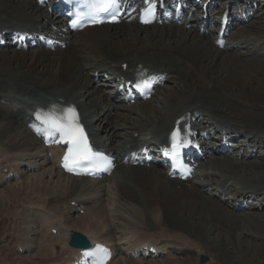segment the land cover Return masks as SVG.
<instances>
[{
	"label": "bare ground",
	"instance_id": "obj_1",
	"mask_svg": "<svg viewBox=\"0 0 264 264\" xmlns=\"http://www.w3.org/2000/svg\"><path fill=\"white\" fill-rule=\"evenodd\" d=\"M217 1L218 6L223 0ZM236 1L223 6L219 14L232 16L244 5ZM43 2L0 0V28L23 27L22 23L28 22L55 32L50 7ZM213 5L214 0H210L212 14L217 7ZM200 15L194 18L203 22L198 29L184 23L143 26L123 21L67 33L65 48L55 51L46 47L0 48V211L11 210V232L18 238L16 244L0 246V264H67L81 250L68 242L73 230L85 233L92 243L111 245L116 257L109 264L116 263L117 256L122 259L119 264H155L145 258L144 246H167L149 231L152 222L155 227L181 228L192 238L191 227L200 224L208 236L218 232L213 236L216 241L225 234L239 236L243 232L240 214L230 209L238 205L218 200L217 190H208L213 186L229 194L234 183L230 173L236 179L243 178L248 189L264 188V177H260L264 169L259 171L255 163L234 172L237 160L233 156L207 157L199 166L203 183L172 178L161 166L121 161L103 180L77 177L58 167V148L53 147L49 155V148L41 147L25 122L29 109L71 104L82 110L93 133L122 160L125 146L140 145L150 140L149 136L163 139L179 117L185 116L184 124L192 121L199 129L208 122L204 121L207 116L228 123L234 130L250 129L248 144L258 152L261 144L255 147L254 141L264 132V99L253 91L241 95L240 88L252 78L254 68V81H259L264 42L242 37L236 30L220 48L216 32L200 30L205 24ZM57 23L64 28L62 19ZM240 48L247 49L249 57L237 53ZM230 65L241 72L232 71ZM151 69L166 72L165 84L174 86L162 97L154 93L146 101L117 100L110 88L116 76ZM242 72L243 81L239 78ZM163 88L167 87H158L155 92ZM239 153L243 158L250 156L246 149ZM220 169L221 173L216 171ZM256 170L257 175L252 174ZM12 172L16 177L8 179ZM17 186L26 192L21 202H27L28 214L13 209L10 196L20 195ZM82 209L83 214L79 212ZM55 227L56 234L52 232Z\"/></svg>",
	"mask_w": 264,
	"mask_h": 264
},
{
	"label": "rangeland",
	"instance_id": "obj_2",
	"mask_svg": "<svg viewBox=\"0 0 264 264\" xmlns=\"http://www.w3.org/2000/svg\"><path fill=\"white\" fill-rule=\"evenodd\" d=\"M262 5H264V0H262ZM257 17L258 18L255 19L253 22L240 26L237 29L238 30L237 32H240V34H242L241 35L242 37L250 38L251 40L255 39L259 42L261 41L264 42V9L260 11ZM246 51L247 49H244V51H238L237 53L243 52V54H245V57L241 55V58L242 57L247 58L249 56L245 53ZM230 53L233 54L234 56L237 55L238 57L240 55V54H234V52L232 53V51H230ZM230 69L237 73L241 72L240 70H238V68H236V65H230ZM254 69H252L251 71L252 78L250 77L251 79L248 80L249 82L246 83L247 85L243 83L244 85L241 86L240 88L241 95H246V93L253 91L256 94L258 93V95L264 99L263 97L264 67H261V69L259 70V73L257 74L259 81L255 80L256 82L254 81V77L256 76L257 69H255V72ZM243 73L244 72L241 73L242 75L239 74V78H242V81L245 76V75L243 76ZM169 86L173 87L174 84L173 83L167 84L165 86L167 88H163L161 91H157V95L159 97H162L163 92L168 90ZM256 101L258 102L259 99H256L255 102ZM252 163H255L254 165L257 166L256 168H258L259 171L262 170V168L264 169V158H257V157L252 159L238 158L237 163L234 164L235 167L232 169L235 172L236 170L238 171L240 169H243L244 167H246V165L248 166L249 164ZM258 170H256L257 172L253 171L252 174L257 175L255 173H258ZM216 171L221 173L223 170L221 171L220 169L219 171L218 170ZM260 172L263 173L260 177H264V170ZM230 175L233 176L234 178L232 179L234 180V183L231 188L232 189L231 191H233V193L239 192L241 188H244L245 186L244 184H242L243 181L241 179L243 178L236 179L235 175H232V173H230ZM20 187L22 186H17L20 195L13 196L12 193V195L10 196L11 197L10 200L11 202H13L14 210L22 209L21 211L26 213L27 211L25 209L26 208L25 206L27 202L25 203L21 202L25 198L26 192L23 190V187L22 188ZM211 192H213V190ZM120 209L122 208L120 207ZM230 209L232 210V208ZM144 211L147 214L146 209H144ZM10 212H11L10 209L7 211L6 210L0 211V246L7 244L13 245L18 242V238H16L11 232V229H13L12 227L14 221L11 218ZM236 213L238 215L240 214L241 217L240 225L243 227L242 229L243 232L241 230L242 233H239L240 237L237 235L229 236L225 234L223 235L222 239H219L220 241L213 240V236L215 235V237H217L218 232L216 233L211 232L209 234L211 236L210 237L206 233L205 228L203 229V227L200 224H196L195 226L191 227V232L195 234L194 235L195 239H194L187 234L188 232L186 230H183L181 228L180 229L175 227L170 228V226L167 225H163L161 227H155L153 226V222L151 223V225H149L148 223V225L151 227L149 228V231L155 235V238L163 241V243L172 247V249L179 250L178 253L176 254L162 255L149 259H152L151 261H153V263L155 264H264V208L263 209L260 208L258 210H251V211H236ZM146 216H148V214ZM146 218L147 221L150 222L149 221L150 218L148 217ZM199 218H195V219L200 220ZM184 237H186L185 238L186 240L184 239ZM200 253L208 254L210 256V261L207 263H201L199 261ZM117 259H118L117 262L114 264H119L120 261L122 260L120 259L119 256L117 257ZM148 262L149 260L146 263Z\"/></svg>",
	"mask_w": 264,
	"mask_h": 264
},
{
	"label": "snow or ice",
	"instance_id": "obj_3",
	"mask_svg": "<svg viewBox=\"0 0 264 264\" xmlns=\"http://www.w3.org/2000/svg\"><path fill=\"white\" fill-rule=\"evenodd\" d=\"M119 0H96V6L100 11H108L117 7ZM96 22V21H93ZM103 22V21H99ZM73 26L76 24L73 22ZM35 117L43 127H36L37 132H43L49 138L55 139L57 136L64 143L70 144L67 154L64 157L65 167L74 171L84 162H91L93 158L102 156L92 150L87 141L83 127L79 124L78 114L73 107L57 108L53 105L47 112L41 110L35 113ZM179 135V130L173 134L175 141ZM177 145L174 144V147ZM97 251H106L97 246ZM85 255L94 256V252H87ZM99 264H103L102 261Z\"/></svg>",
	"mask_w": 264,
	"mask_h": 264
},
{
	"label": "water",
	"instance_id": "obj_4",
	"mask_svg": "<svg viewBox=\"0 0 264 264\" xmlns=\"http://www.w3.org/2000/svg\"><path fill=\"white\" fill-rule=\"evenodd\" d=\"M71 243L74 245H89V241L87 238L81 234L80 232H75L73 234V238L71 240ZM209 259L207 255H202L201 256V261L206 262Z\"/></svg>",
	"mask_w": 264,
	"mask_h": 264
}]
</instances>
